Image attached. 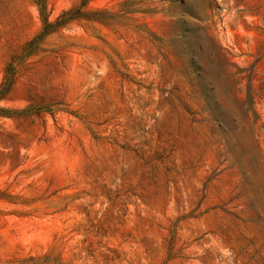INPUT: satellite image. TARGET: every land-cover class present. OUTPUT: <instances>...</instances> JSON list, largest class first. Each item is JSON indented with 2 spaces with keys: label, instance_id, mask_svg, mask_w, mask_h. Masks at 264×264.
<instances>
[{
  "label": "rangeland",
  "instance_id": "rangeland-1",
  "mask_svg": "<svg viewBox=\"0 0 264 264\" xmlns=\"http://www.w3.org/2000/svg\"><path fill=\"white\" fill-rule=\"evenodd\" d=\"M86 9L0 0V264H264V0Z\"/></svg>",
  "mask_w": 264,
  "mask_h": 264
},
{
  "label": "trees",
  "instance_id": "trees-1",
  "mask_svg": "<svg viewBox=\"0 0 264 264\" xmlns=\"http://www.w3.org/2000/svg\"><path fill=\"white\" fill-rule=\"evenodd\" d=\"M89 0H79V4L72 8L63 11L59 14L54 21H49L47 15L45 14V2L44 0H34L36 3L38 13L41 21L40 31L28 40L25 45L22 47V56H28L34 53L43 38L50 32L55 29L64 26L68 22L80 18L92 19L94 21H99L98 18L86 16V13L90 11L86 9V5ZM99 10L92 11L91 13H97ZM16 80V75L14 71V65L12 62H9L5 65L2 79L0 81V101L6 99L10 94L14 83ZM20 110L15 108H8L0 105V117H14L18 115ZM24 264H64L59 258L52 257L49 253H44L37 256H28L23 260Z\"/></svg>",
  "mask_w": 264,
  "mask_h": 264
}]
</instances>
